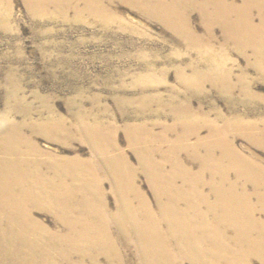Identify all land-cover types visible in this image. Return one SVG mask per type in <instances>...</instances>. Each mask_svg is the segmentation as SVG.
<instances>
[{
	"label": "bare ground",
	"instance_id": "1",
	"mask_svg": "<svg viewBox=\"0 0 264 264\" xmlns=\"http://www.w3.org/2000/svg\"><path fill=\"white\" fill-rule=\"evenodd\" d=\"M75 1L26 3L33 11L52 4L61 14L74 8L79 17ZM107 1L83 0L82 8L104 17ZM121 1L159 18L193 47L200 46L199 39L187 13L198 10L209 27L219 25L239 49L248 44L255 50V69L264 79V0H241V5L237 0ZM213 67L212 73L195 72L182 82L201 87L211 81L231 91L230 73L216 63ZM172 111V125L125 127L137 166L119 148L114 125L74 116L77 134L92 150L93 158L83 161L45 151L34 140L39 134L51 140L71 136L63 119L18 122L1 116L0 264H131L125 254L130 248L136 264H264V219L257 217L264 216V166L238 151L229 137L238 132L264 147V129L255 132L259 124L243 118L219 125L188 104ZM204 129L207 135L201 136ZM139 173L152 201L137 185ZM104 178L115 198L113 211ZM36 211L51 214L58 226L48 227Z\"/></svg>",
	"mask_w": 264,
	"mask_h": 264
},
{
	"label": "rangeland",
	"instance_id": "2",
	"mask_svg": "<svg viewBox=\"0 0 264 264\" xmlns=\"http://www.w3.org/2000/svg\"><path fill=\"white\" fill-rule=\"evenodd\" d=\"M105 4L109 13L97 17L83 10V0H76L81 10L77 17L74 8L61 14L51 4L46 11H33L26 0H0V119H63L71 136L51 140L39 134L34 140L45 151L83 161L93 158L92 150L77 134L74 116L89 123L98 120L114 125L119 129L116 142L133 166L138 165L137 157L128 146L125 127L140 122L172 125L176 121L172 110L183 104L202 111L219 125L243 118L259 124L255 132L264 129V79L255 69V50L250 45L240 50L234 40H227L219 25L209 27L198 10L187 13L199 39L200 46L193 47L191 41L139 7L121 0ZM215 63L230 73L231 91L211 81H204L201 87L182 82L195 72L212 73ZM201 132V136L207 135L206 129ZM30 133L25 129V134ZM229 137L238 151L264 166V147L250 143L238 132H229ZM109 181L104 178L103 188L113 211L115 198ZM137 185L152 201L141 173ZM34 215L50 228L58 226L49 213L36 211ZM257 217L264 219L262 214ZM129 250L125 254L136 264L134 251Z\"/></svg>",
	"mask_w": 264,
	"mask_h": 264
}]
</instances>
